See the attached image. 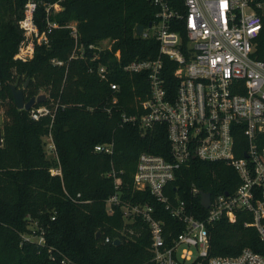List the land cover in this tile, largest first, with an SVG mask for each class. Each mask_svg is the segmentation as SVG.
<instances>
[{
    "label": "trees",
    "instance_id": "1",
    "mask_svg": "<svg viewBox=\"0 0 264 264\" xmlns=\"http://www.w3.org/2000/svg\"><path fill=\"white\" fill-rule=\"evenodd\" d=\"M23 1L0 0V101L6 106L0 144V264H60L62 256L78 264L144 262L151 255L147 225L140 218L125 224L120 205L114 204L113 212H106L105 199L115 188L113 178L105 172L111 167L119 172L123 201L148 203L154 216L164 221L166 230L174 234L182 229V223L164 208V202L148 189L132 185L139 152L168 155L166 126L155 124L142 135L136 125L121 119L123 112L135 113L139 100L148 93L145 74L128 73L122 65L132 59L157 56L155 37L136 33V25L147 28L154 20L155 7L150 0H64L63 9L51 16L61 26L48 33V44H35L32 56L21 60L13 55L21 38L16 19ZM38 14L36 21L41 28V6ZM69 21L76 22V44L84 46V56L69 58L75 46L70 28L63 26ZM103 38L111 40L110 48L92 59L93 50L87 45ZM116 50L118 56L114 55ZM254 54L264 60V18ZM162 59L165 86L173 91L176 63L166 56ZM99 60L109 69L108 81L88 69ZM109 81L119 84L114 103ZM10 84H25V100L43 93L44 98L33 107L47 105L53 109V116L34 119L31 108H18ZM106 106H110V112ZM49 133L60 174L49 170L56 164L44 148L43 135ZM105 141L113 142L112 153L93 149L96 143ZM239 181L234 168L224 161L194 157L176 169L163 192L170 202L183 200L189 211L201 216L205 208L200 203V191L212 197L231 192ZM77 193V199H71ZM33 222L38 228L35 233L42 228L44 244L23 239L31 232ZM123 226L131 227L133 233L121 235L118 230ZM97 231L99 236H95ZM105 236L111 239L104 241ZM116 236L119 242L113 243ZM261 245L255 228L243 225V217L232 222L219 219L209 226L211 254L234 255L243 247L260 250Z\"/></svg>",
    "mask_w": 264,
    "mask_h": 264
},
{
    "label": "built area",
    "instance_id": "2",
    "mask_svg": "<svg viewBox=\"0 0 264 264\" xmlns=\"http://www.w3.org/2000/svg\"><path fill=\"white\" fill-rule=\"evenodd\" d=\"M64 0H24L16 24L21 32L15 59H29L35 44H48V33L61 26L51 16L63 9ZM155 7L154 20L143 28L141 36H154L158 54L154 58L132 59L122 65L128 73L143 72L148 81V93L139 100L135 113L121 114L144 135L155 124L163 123L169 142L168 155L141 151L132 174L135 189H148L164 208L182 223L177 233L166 230L162 219L154 216L152 205L129 203L120 198L121 178L111 167L105 172L113 178L115 191L105 199L107 213L120 205L125 224L140 218L150 236V257L139 264H264V60L254 54L264 18V0H150ZM42 7L40 28L36 21ZM63 26L70 28L75 46L69 58L84 56V46L77 45L75 21ZM148 29V30H147ZM109 41V42H108ZM111 40L103 38L87 47L92 59L109 49ZM114 55L118 56L116 50ZM163 56L176 63L174 90L165 86L162 73ZM54 63L62 61L52 59ZM88 69L99 79L107 80L109 69L97 61ZM2 85L0 76V88ZM113 90L111 102L117 100V82L109 81ZM110 112V106L105 107ZM53 116L51 107L41 104L31 107L30 116ZM56 164L52 174H60V164L50 133ZM240 137L242 140L240 141ZM93 149L112 153L113 142L96 143ZM241 151L240 154H237ZM224 161L236 171L240 181L231 192L210 195L204 214L196 215L186 208L183 200L169 201L164 186L174 177L176 169L191 158ZM195 191V188H193ZM76 197L71 199L76 200ZM243 217V225L255 228L262 249L243 247L234 255L211 254L209 226L219 219L235 221ZM23 239L44 244L42 228L38 233L35 222ZM121 235L133 233L123 226ZM118 238V236L114 237ZM109 236L104 241H109ZM60 264H78L66 256Z\"/></svg>",
    "mask_w": 264,
    "mask_h": 264
},
{
    "label": "water",
    "instance_id": "3",
    "mask_svg": "<svg viewBox=\"0 0 264 264\" xmlns=\"http://www.w3.org/2000/svg\"><path fill=\"white\" fill-rule=\"evenodd\" d=\"M151 23L148 24V26H150ZM143 29V25L142 24H138L136 25V33L139 35L141 34ZM23 84L21 87L16 86L15 84H10V88H11V93H12V98L13 101L15 103V105L18 108H24V109H30L35 102L41 101L44 98V94H38V95H33L31 97H29L27 100L24 99V93H23V88H24ZM2 138H1V132H0V144H1ZM200 203L203 207H207L209 204V198H210V194L208 192L205 191H200ZM99 231H97L95 233V236H99ZM119 239L115 238L113 240V243H118Z\"/></svg>",
    "mask_w": 264,
    "mask_h": 264
},
{
    "label": "rangeland",
    "instance_id": "4",
    "mask_svg": "<svg viewBox=\"0 0 264 264\" xmlns=\"http://www.w3.org/2000/svg\"><path fill=\"white\" fill-rule=\"evenodd\" d=\"M148 30V29H147ZM109 42V41H108ZM21 87V86H19ZM5 102L4 101H0V132L2 134V131H1V127H2V123L4 122V120L6 119V116H5ZM49 135H43V140H44V148H45V151H46V155L53 159L54 156V152L52 150V148H50V137H48Z\"/></svg>",
    "mask_w": 264,
    "mask_h": 264
},
{
    "label": "crops",
    "instance_id": "5",
    "mask_svg": "<svg viewBox=\"0 0 264 264\" xmlns=\"http://www.w3.org/2000/svg\"><path fill=\"white\" fill-rule=\"evenodd\" d=\"M144 28V27H143ZM140 35V34H139ZM49 137V136H48Z\"/></svg>",
    "mask_w": 264,
    "mask_h": 264
}]
</instances>
